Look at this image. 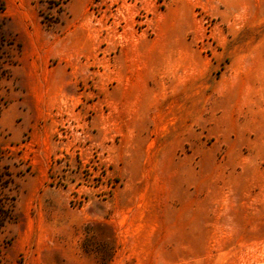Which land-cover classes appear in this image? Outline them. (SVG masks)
Returning a JSON list of instances; mask_svg holds the SVG:
<instances>
[{
	"label": "rangeland",
	"instance_id": "1",
	"mask_svg": "<svg viewBox=\"0 0 264 264\" xmlns=\"http://www.w3.org/2000/svg\"><path fill=\"white\" fill-rule=\"evenodd\" d=\"M0 264H264V0H0Z\"/></svg>",
	"mask_w": 264,
	"mask_h": 264
},
{
	"label": "trees",
	"instance_id": "2",
	"mask_svg": "<svg viewBox=\"0 0 264 264\" xmlns=\"http://www.w3.org/2000/svg\"><path fill=\"white\" fill-rule=\"evenodd\" d=\"M47 18V21L46 22H48V25H54L57 21H53V20H50V19H48V17H47V15H45V19Z\"/></svg>",
	"mask_w": 264,
	"mask_h": 264
}]
</instances>
